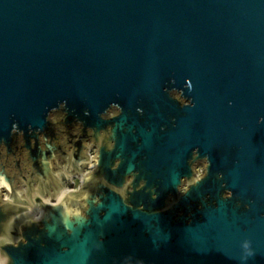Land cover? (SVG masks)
I'll return each mask as SVG.
<instances>
[{"label":"water","instance_id":"1","mask_svg":"<svg viewBox=\"0 0 264 264\" xmlns=\"http://www.w3.org/2000/svg\"><path fill=\"white\" fill-rule=\"evenodd\" d=\"M0 260L264 264V0H0Z\"/></svg>","mask_w":264,"mask_h":264},{"label":"built area","instance_id":"2","mask_svg":"<svg viewBox=\"0 0 264 264\" xmlns=\"http://www.w3.org/2000/svg\"><path fill=\"white\" fill-rule=\"evenodd\" d=\"M87 153L90 157V163L84 168V171L85 172H88L90 171L92 168H93V160L92 158L94 157L95 155V150L92 148V146H90L88 149H87ZM75 179H79L81 180L78 176H74V179H72V182L75 183ZM72 187L75 189L74 185H72Z\"/></svg>","mask_w":264,"mask_h":264},{"label":"flooded vegetation","instance_id":"3","mask_svg":"<svg viewBox=\"0 0 264 264\" xmlns=\"http://www.w3.org/2000/svg\"><path fill=\"white\" fill-rule=\"evenodd\" d=\"M184 101H186V100H184ZM197 164H198V165H202V166H204L205 162H203L202 160H199V161H197L196 165H197ZM64 166H65V165H64ZM73 176H75V174H74ZM66 179H67V178H65V176H63L62 181L64 182ZM78 182H79V184H80V180H79V179H75V183H72L71 179H69L68 182H67V185H66V186H69V185L71 184V185H74L75 189H77L78 186H79ZM77 184H78V185H77ZM5 199H7V198H5Z\"/></svg>","mask_w":264,"mask_h":264},{"label":"bare ground","instance_id":"4","mask_svg":"<svg viewBox=\"0 0 264 264\" xmlns=\"http://www.w3.org/2000/svg\"><path fill=\"white\" fill-rule=\"evenodd\" d=\"M71 188L73 187L71 186ZM44 197L49 198V195L47 196L45 195ZM40 211H41V207L39 205H36V210H35V213L33 214L34 218H37L39 216Z\"/></svg>","mask_w":264,"mask_h":264},{"label":"clouds","instance_id":"5","mask_svg":"<svg viewBox=\"0 0 264 264\" xmlns=\"http://www.w3.org/2000/svg\"><path fill=\"white\" fill-rule=\"evenodd\" d=\"M245 247H247V243L245 244ZM0 264H6V261L0 260Z\"/></svg>","mask_w":264,"mask_h":264},{"label":"crops","instance_id":"6","mask_svg":"<svg viewBox=\"0 0 264 264\" xmlns=\"http://www.w3.org/2000/svg\"><path fill=\"white\" fill-rule=\"evenodd\" d=\"M53 191H54V189H52L50 192H53ZM47 195H49V193H48V194H46V196H47Z\"/></svg>","mask_w":264,"mask_h":264},{"label":"rangeland","instance_id":"7","mask_svg":"<svg viewBox=\"0 0 264 264\" xmlns=\"http://www.w3.org/2000/svg\"><path fill=\"white\" fill-rule=\"evenodd\" d=\"M72 179H74V176L72 177ZM78 184H79V182H78ZM78 184H77V185H78Z\"/></svg>","mask_w":264,"mask_h":264}]
</instances>
